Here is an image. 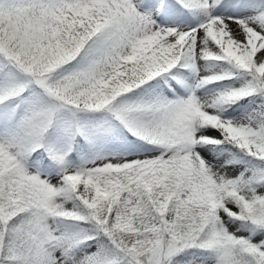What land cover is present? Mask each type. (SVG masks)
<instances>
[{
  "label": "snow or ice",
  "instance_id": "obj_1",
  "mask_svg": "<svg viewBox=\"0 0 264 264\" xmlns=\"http://www.w3.org/2000/svg\"><path fill=\"white\" fill-rule=\"evenodd\" d=\"M0 264H264V0H0Z\"/></svg>",
  "mask_w": 264,
  "mask_h": 264
}]
</instances>
